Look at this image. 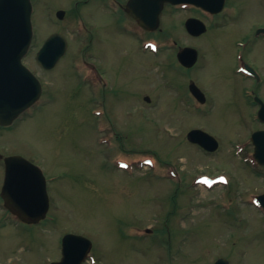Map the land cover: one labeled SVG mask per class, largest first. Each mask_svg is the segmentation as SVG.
<instances>
[{
	"label": "rangeland",
	"instance_id": "obj_1",
	"mask_svg": "<svg viewBox=\"0 0 264 264\" xmlns=\"http://www.w3.org/2000/svg\"><path fill=\"white\" fill-rule=\"evenodd\" d=\"M84 1H35V37L25 62L43 80L44 93L11 127H0V156H22L43 171L50 210L42 224L26 225L6 215L0 199V264L60 261L67 234L92 242L84 264H214L218 258L264 264V214L255 201L264 195V169L243 147L258 126L220 66L230 60L231 42L264 23L258 13L264 7L244 6L237 25L201 47L205 61L191 72L210 99L202 115L176 104L188 79L175 51L166 64L160 54L153 71L147 55L127 52L132 44L113 15ZM58 10L70 16L58 21ZM78 18L89 26L86 40L77 29L74 34ZM163 30L182 35L173 23L164 22ZM57 32L69 50L44 72L36 53ZM87 50L111 77L104 109L93 104L83 79L80 53ZM195 127L220 138L218 152L207 155L191 145L187 134ZM3 179L0 157V193Z\"/></svg>",
	"mask_w": 264,
	"mask_h": 264
},
{
	"label": "flooded vegetation",
	"instance_id": "obj_2",
	"mask_svg": "<svg viewBox=\"0 0 264 264\" xmlns=\"http://www.w3.org/2000/svg\"><path fill=\"white\" fill-rule=\"evenodd\" d=\"M35 1L36 0H34V2ZM88 2H95L99 9L113 15L114 20L118 24L117 28L128 37L129 42L132 44L129 48H126L127 52H137L147 55L151 62V65L148 67L153 69V71L157 70V61L160 54L165 53V57H163L164 62L165 64L168 62L169 56H171L174 51V45L177 46V53L183 47L196 48L199 53L197 65L199 61H205V53L202 51V48L205 41H212L209 37H213L216 40L219 37L220 31L226 27L237 25L243 19L239 16L241 12L245 10L244 6L252 7L253 5H257L261 8L264 7V0L238 3V5L231 4L227 0H204L199 5H173L166 3L162 6L158 18V5L155 0H151L150 2L141 0L135 5L134 9H132L131 0L84 1L85 4ZM59 11L63 10H58L57 13ZM258 13L264 16V10L260 9ZM134 15L141 16L142 19L138 20ZM69 16L70 14L67 16V12L64 11V16L58 21H63ZM167 19H170V21H167ZM73 21H75V26L73 28L74 34L77 29V32L82 34L83 39L86 40V37L91 36L89 26L83 18H78ZM154 22L158 23L156 28H153ZM164 22L173 23L182 31V35L179 36L176 33L164 31ZM81 27L82 31L80 29ZM53 34L64 35V33L59 32ZM223 35L227 37L230 34L224 33ZM49 37L40 45L41 47L38 52L45 46ZM179 42L185 45H177ZM195 44H197V46ZM68 50L69 43L65 55ZM87 52L88 50L86 52H81L82 54L80 53V55L88 59L89 77L87 84L91 93V101L96 106H101L102 109H104L103 106L106 98L104 92L111 87V77L106 69H101L96 60L89 59L90 57L86 56ZM220 66L225 71L229 72V81H232L233 87L237 89L240 101L243 100L245 105L250 109L251 122L259 126L253 129L249 135V147L254 149L251 142L252 134L260 130L264 132V119L261 123L258 119L260 109L263 108L264 110V23L253 26L248 31V35L245 38L236 39L231 42L230 60L226 65L220 63ZM41 69L44 72H48L43 68ZM191 69L184 68L186 73L184 78L188 79V93L182 99V104L177 101L178 99H175L176 104L181 107L184 106L188 109H193L196 113L205 115L206 107L210 105V99L206 91L192 75ZM164 84L168 85L169 82L166 80ZM191 84H196L201 90L202 94H200L199 97L192 94L190 90ZM225 85L228 86L226 82ZM152 87L158 89L157 80L153 81ZM259 99L262 103L258 101ZM237 103L238 102H236V104ZM242 105L244 104L242 103ZM196 128L203 129L202 127H195L193 129ZM218 142L221 146L220 138H218ZM191 145L203 150L199 145L193 143H191ZM1 202L3 204V200H1Z\"/></svg>",
	"mask_w": 264,
	"mask_h": 264
},
{
	"label": "water",
	"instance_id": "obj_3",
	"mask_svg": "<svg viewBox=\"0 0 264 264\" xmlns=\"http://www.w3.org/2000/svg\"><path fill=\"white\" fill-rule=\"evenodd\" d=\"M137 0H133L135 2ZM195 1L199 0H186ZM157 5L179 0H155ZM32 4L30 0H0V125L9 126L40 98L42 88L39 80L23 65L32 42L31 24ZM138 18H141L138 16ZM59 46V47H58ZM66 49L65 39L58 35L50 37L37 55V61L49 69L52 68ZM179 60L188 67L196 61V51L186 49L179 54ZM261 111V115H262ZM194 142L204 144L208 151L218 148L217 142L208 134L196 130L190 133ZM255 158L264 164V140L262 132L253 136ZM5 181L2 197L6 207L20 220L28 224H37L46 218L49 210V198L46 181L37 167L20 156L5 159ZM259 200L264 202V196ZM92 243L82 236L67 235L63 239V258L60 263L81 264ZM215 264H229L219 259Z\"/></svg>",
	"mask_w": 264,
	"mask_h": 264
},
{
	"label": "bare ground",
	"instance_id": "obj_4",
	"mask_svg": "<svg viewBox=\"0 0 264 264\" xmlns=\"http://www.w3.org/2000/svg\"><path fill=\"white\" fill-rule=\"evenodd\" d=\"M34 14H35V12H34ZM34 14H33V15H34Z\"/></svg>",
	"mask_w": 264,
	"mask_h": 264
}]
</instances>
